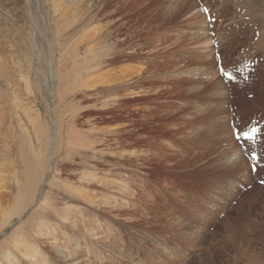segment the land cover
Segmentation results:
<instances>
[{
    "label": "rangeland",
    "instance_id": "1",
    "mask_svg": "<svg viewBox=\"0 0 264 264\" xmlns=\"http://www.w3.org/2000/svg\"><path fill=\"white\" fill-rule=\"evenodd\" d=\"M13 130L0 264H264V0H0Z\"/></svg>",
    "mask_w": 264,
    "mask_h": 264
},
{
    "label": "bare ground",
    "instance_id": "2",
    "mask_svg": "<svg viewBox=\"0 0 264 264\" xmlns=\"http://www.w3.org/2000/svg\"><path fill=\"white\" fill-rule=\"evenodd\" d=\"M11 133L14 138L13 145L18 159V169L13 173V177H11L12 183L8 196L5 198L0 197V231L8 224L11 217H20L34 203L36 191L44 175L40 161L37 159L35 153L32 152L35 149L30 144L27 146L29 153L28 162H30L27 165L28 168L22 163L25 160L24 156L27 155L24 151L26 144L23 146L21 142L22 135L24 134L18 130H13ZM25 254L28 255V253Z\"/></svg>",
    "mask_w": 264,
    "mask_h": 264
},
{
    "label": "snow or ice",
    "instance_id": "3",
    "mask_svg": "<svg viewBox=\"0 0 264 264\" xmlns=\"http://www.w3.org/2000/svg\"><path fill=\"white\" fill-rule=\"evenodd\" d=\"M253 131H255V129H253Z\"/></svg>",
    "mask_w": 264,
    "mask_h": 264
}]
</instances>
